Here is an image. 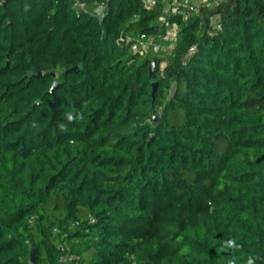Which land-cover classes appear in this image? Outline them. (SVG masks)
I'll return each mask as SVG.
<instances>
[{
	"label": "trees",
	"instance_id": "obj_1",
	"mask_svg": "<svg viewBox=\"0 0 264 264\" xmlns=\"http://www.w3.org/2000/svg\"><path fill=\"white\" fill-rule=\"evenodd\" d=\"M84 1L0 0V264H264V0Z\"/></svg>",
	"mask_w": 264,
	"mask_h": 264
},
{
	"label": "built area",
	"instance_id": "obj_2",
	"mask_svg": "<svg viewBox=\"0 0 264 264\" xmlns=\"http://www.w3.org/2000/svg\"><path fill=\"white\" fill-rule=\"evenodd\" d=\"M73 2V6L79 10H91L87 6V2L84 0H71ZM147 6H150L154 3V0H143ZM167 5L165 7V12L169 13L170 11H176V4H178V0H166ZM222 0H183L184 5L194 9L195 11H199V5L201 3H205L207 6H212ZM193 5V6H192ZM108 4L103 2H94V7L92 8L93 12L96 13L100 18H103L106 8ZM165 21V18H163ZM217 27L220 28V25L217 24ZM178 37V25L176 23L169 24L166 30V34L162 39L168 42L170 47V51L175 47ZM127 41L131 44V48L134 52L147 53L151 50L157 52H162L167 47L161 45V43H155L156 39L148 37L145 33H142L136 37L128 36ZM170 52V53H171ZM163 65V64H162ZM164 66V65H163ZM66 261V259H64ZM65 264V263H64Z\"/></svg>",
	"mask_w": 264,
	"mask_h": 264
},
{
	"label": "clouds",
	"instance_id": "obj_3",
	"mask_svg": "<svg viewBox=\"0 0 264 264\" xmlns=\"http://www.w3.org/2000/svg\"><path fill=\"white\" fill-rule=\"evenodd\" d=\"M25 10H27V9H25ZM69 119L71 120L72 118L69 117ZM83 119H84V116L81 113L80 120H83ZM239 248H240V245H238L236 243L235 239H228V240L223 241L222 250H228V251H231L233 253L232 258H230L228 260L227 264H237V259H236L235 255H234V253ZM257 259H258V257L249 255L247 257L246 261H245V264H256V260Z\"/></svg>",
	"mask_w": 264,
	"mask_h": 264
},
{
	"label": "water",
	"instance_id": "obj_4",
	"mask_svg": "<svg viewBox=\"0 0 264 264\" xmlns=\"http://www.w3.org/2000/svg\"><path fill=\"white\" fill-rule=\"evenodd\" d=\"M154 68H155V64H154V62H153L152 65H151V67H150V71H151V75H152V77H154ZM77 69H78V67H75V68L71 69V71H76ZM58 86H59V82H58V81H55V82L53 83V86H52L50 92H54V90H55ZM156 88H157V82H154V91L156 90ZM31 257H32V260L35 259V251H34V249H32V251H31Z\"/></svg>",
	"mask_w": 264,
	"mask_h": 264
},
{
	"label": "rangeland",
	"instance_id": "obj_5",
	"mask_svg": "<svg viewBox=\"0 0 264 264\" xmlns=\"http://www.w3.org/2000/svg\"><path fill=\"white\" fill-rule=\"evenodd\" d=\"M155 43H161V45H163V46H165V47H167L168 49H166V50H164V51H162V54L163 55H161V57H166V59H168V56H169V54H170V47H169V45H168V42H165L164 40L162 41V40H160V41H155ZM163 65H165L166 64V60H164L163 61V63H162Z\"/></svg>",
	"mask_w": 264,
	"mask_h": 264
}]
</instances>
